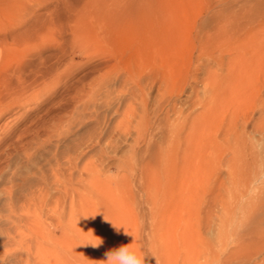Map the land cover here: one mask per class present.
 I'll use <instances>...</instances> for the list:
<instances>
[{
    "label": "rangeland",
    "instance_id": "374dc122",
    "mask_svg": "<svg viewBox=\"0 0 264 264\" xmlns=\"http://www.w3.org/2000/svg\"><path fill=\"white\" fill-rule=\"evenodd\" d=\"M0 114V264H264V0H0Z\"/></svg>",
    "mask_w": 264,
    "mask_h": 264
},
{
    "label": "bare ground",
    "instance_id": "6f19581e",
    "mask_svg": "<svg viewBox=\"0 0 264 264\" xmlns=\"http://www.w3.org/2000/svg\"><path fill=\"white\" fill-rule=\"evenodd\" d=\"M4 40H6V39H4ZM65 183L67 184L66 181L63 184H65ZM67 185H69V184H67ZM61 186H62V184H61ZM62 187H64V185ZM68 187L70 189V187H72V186L69 185ZM34 188H36V187H34ZM67 188L64 187L66 194L68 193ZM29 190L32 191V189H29ZM59 191H60V188H59ZM76 191L78 192L79 190H76ZM36 192H37V190H36ZM40 193L42 194L43 191L41 190ZM27 194H28V192H27ZM36 194L38 195L39 192L38 193H35V191L30 192L28 194L27 198L25 197L26 199H24L25 201L21 205H19V203L15 204L14 201H12V199H11V201L9 202V209L5 207V209H7L8 211L10 210V214H11L10 215V217H11L10 222L11 223L7 222V224L10 223V225L7 228H3L2 232H1V234H3V236L6 238V241H4L5 244H4V242H3V244H4V246H7V247L15 246L17 248V251L19 252V253H17V255L25 250L26 251L25 254H22V253L20 254L21 261L23 264H36V259L38 256V206H39L38 204H39V202H38ZM41 194H40V197H41ZM69 194H70V192H69ZM47 196H48V194H47ZM40 197H38V198H40ZM45 197H46V195H45ZM45 197H43V198H45ZM64 197H66V196H64ZM84 197H85V195L83 194V192L80 191L77 194H75L74 199H85ZM5 213H9V212H5ZM79 217H80L79 224L81 226L83 224L84 218L81 215ZM11 249H13V248H11Z\"/></svg>",
    "mask_w": 264,
    "mask_h": 264
},
{
    "label": "clouds",
    "instance_id": "9594fccd",
    "mask_svg": "<svg viewBox=\"0 0 264 264\" xmlns=\"http://www.w3.org/2000/svg\"><path fill=\"white\" fill-rule=\"evenodd\" d=\"M103 241L93 243L89 242L93 247H99ZM104 264H145V257L137 255V253L127 246L112 249L105 252Z\"/></svg>",
    "mask_w": 264,
    "mask_h": 264
}]
</instances>
